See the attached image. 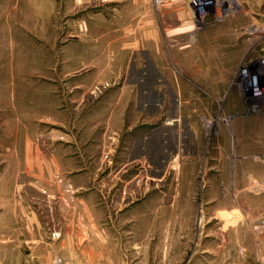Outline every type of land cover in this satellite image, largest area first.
I'll list each match as a JSON object with an SVG mask.
<instances>
[{
  "label": "rangeland",
  "instance_id": "rangeland-1",
  "mask_svg": "<svg viewBox=\"0 0 264 264\" xmlns=\"http://www.w3.org/2000/svg\"><path fill=\"white\" fill-rule=\"evenodd\" d=\"M130 1L122 0L127 68L114 77L98 67L114 39L88 29L109 0H0V138L7 116L41 134L38 126H57V110L94 112L103 138L91 154L103 164L96 178L116 173L107 189L122 192V264H264V95L253 98L245 81L254 75L264 89V0H220L197 23L185 1ZM141 19L150 21L135 35ZM148 62L159 80L139 102L127 69L147 72ZM120 87L129 94L115 129L100 108L118 106L108 95ZM140 136L150 139L143 151L133 146ZM10 186L0 177L1 191ZM5 202L0 195V213ZM24 234L0 228V264H46L45 245L31 258Z\"/></svg>",
  "mask_w": 264,
  "mask_h": 264
},
{
  "label": "crops",
  "instance_id": "crops-1",
  "mask_svg": "<svg viewBox=\"0 0 264 264\" xmlns=\"http://www.w3.org/2000/svg\"><path fill=\"white\" fill-rule=\"evenodd\" d=\"M136 1H130L131 5ZM168 1L172 6L179 1H185L191 9L192 17L194 16L188 0ZM109 5L110 8L100 13L101 15L90 17L88 29L91 36L114 39L111 42L107 41L109 47L103 48L110 49L114 55L108 59L109 62H103L98 67L100 71L112 70L116 77L119 72L121 75L125 74L122 73V69L127 68V65L122 63L121 36L122 23L125 19L122 20V0H109ZM133 18L137 19V14L130 20ZM142 20L139 21L140 26L137 24L135 27L137 30L135 35L144 23L150 21ZM95 27L98 32L94 33ZM86 29L84 31H87ZM144 68L147 72H143L142 68L138 69L135 64L127 69L126 81L128 79L132 83L136 80L138 82L136 101L139 102L148 92L145 89H151L159 80L155 74L157 68L154 64L145 63ZM128 94V89L124 91L122 87L114 88L107 95L115 103L118 102V106L107 103L100 108L104 115L109 113L110 117H103H108L110 120L108 123L114 121V127L122 116L120 111L122 96ZM41 96L45 98L44 95ZM41 102L38 103V111H43L42 114L47 116L46 103ZM67 107L62 109L65 111L57 110V115L49 117L56 121L55 128L45 131L38 126L41 134H38L35 126L7 116V124L3 125L7 133H4L6 139L0 138V177L10 176L11 186L7 187V191L0 190V195L6 198L3 211L0 213V220L3 221L0 228L25 231L24 242H28L31 247V258L35 254V248L32 247L44 244L46 264L125 263V253L122 249V192L120 189H107L116 181L117 175L111 173L107 177L97 179L96 170L100 163L91 156L93 148L97 147L100 150L101 145L98 142L103 139L96 136L94 125L96 116H93V112L90 116L82 115V119L81 115L75 113L74 106L72 109ZM93 107L94 105L90 106ZM70 110L71 113L67 116L60 117ZM32 125H36L35 122H32ZM16 134H19L17 138ZM149 140L140 136L135 139L133 146L139 151L146 150ZM12 146L16 156L10 151ZM20 197L23 199L24 207L22 211H16L14 198ZM26 198L29 200H24ZM106 198L118 200L110 204ZM43 229H47L50 235L45 239L35 234ZM139 263L141 262L136 264Z\"/></svg>",
  "mask_w": 264,
  "mask_h": 264
},
{
  "label": "built area",
  "instance_id": "built-area-1",
  "mask_svg": "<svg viewBox=\"0 0 264 264\" xmlns=\"http://www.w3.org/2000/svg\"><path fill=\"white\" fill-rule=\"evenodd\" d=\"M162 1H164V0H153L154 4H156V5L160 4ZM188 1H189L190 6L193 9L194 19H195L196 23L200 22L203 19V17H205L208 14V12L210 10L215 11L216 8L218 7V5L220 4V0H188ZM241 72L242 73L245 72V69L242 68L240 70V73ZM248 78H250L251 81L253 82L252 84L247 83L248 88H249V93L251 94V96L253 98H255V99L259 98L260 99L261 95L263 96V94H264L261 91L262 88L260 86L256 85L254 75L248 76L246 78L247 81H248ZM253 94H258V96L254 97Z\"/></svg>",
  "mask_w": 264,
  "mask_h": 264
},
{
  "label": "bare ground",
  "instance_id": "bare-ground-1",
  "mask_svg": "<svg viewBox=\"0 0 264 264\" xmlns=\"http://www.w3.org/2000/svg\"><path fill=\"white\" fill-rule=\"evenodd\" d=\"M241 74H242V72H241ZM245 81H246V83H251V84L253 83V82L251 81L250 78H248V81L245 79ZM262 93H264V89L262 90ZM262 93H261V94H262ZM263 95H264V94H263ZM253 96H254V97H257L258 94H253Z\"/></svg>",
  "mask_w": 264,
  "mask_h": 264
}]
</instances>
